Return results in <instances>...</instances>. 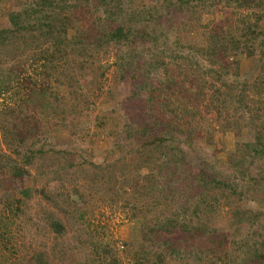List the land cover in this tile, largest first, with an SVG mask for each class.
<instances>
[{"label": "rangeland", "instance_id": "obj_1", "mask_svg": "<svg viewBox=\"0 0 264 264\" xmlns=\"http://www.w3.org/2000/svg\"><path fill=\"white\" fill-rule=\"evenodd\" d=\"M117 1L122 9L138 10L136 17L128 15V19L147 25L141 30L143 25L137 24L141 28H135L138 33L131 37L134 42L122 48H134L128 51L132 57L124 71L116 67L112 46L106 52L93 50L84 55L88 62L102 67L78 82L79 87L92 84L91 89L81 88V95L68 86L70 65L54 70L41 68L39 62L33 67L25 55L11 58L3 70L4 75L27 78L28 88L45 80L58 91L60 99L53 105L56 109L50 110V122L44 121L47 126L33 140L36 145L30 148L35 160L26 168L24 178L16 179L10 168L0 164V237L8 241L6 246L0 239V264H28L24 254L36 247L33 242L48 246L51 254L47 264H86L102 244L114 247L123 264H129L130 257L125 255L133 249H143L151 261L156 250L165 249L161 246L165 235L181 254L200 253L208 246L210 251H218L224 264H260L264 259V198L253 189V180L242 178L243 170H252V176L259 164L260 156L246 149V144L254 140L252 124L258 122L251 124L244 105L235 103L236 98L229 97L228 101L220 96L226 87L214 78L217 66L198 54L212 30L223 33L230 27L227 19L232 8L225 7L223 0ZM37 2L0 0V13ZM93 2L88 0L92 18ZM28 12L36 14L35 10ZM74 16L77 25L89 18L85 14ZM260 29L264 36V21ZM239 56L240 77L250 84L260 65L255 57ZM65 58L70 60L69 56ZM233 83L230 78L226 80V84ZM239 88L230 93L239 95ZM253 95L246 90L242 102H249ZM254 98L261 102L255 106V101L251 108L261 107L258 114L263 123L264 94ZM33 104L27 100L21 108L33 111L38 103ZM168 105L177 110L171 113ZM182 109L184 120L174 118ZM262 133L264 142V130ZM145 141L158 145L150 155L155 160L147 164L142 160L146 154L141 145ZM140 148L143 155L138 157ZM2 152L20 162L10 150L4 148ZM40 153L44 154L41 162L52 165L57 173L46 166L36 170ZM23 188L28 189L24 199ZM54 189L61 195L60 203L68 195H77L76 206L87 208L84 215H77L70 205L61 204L59 210L53 202L45 203L41 190ZM252 189L247 198L245 193ZM211 197L217 204H213L211 215L202 216L198 224L202 229L194 234L182 231L180 226L189 223L195 206L207 209ZM250 197L255 201L248 200ZM156 200L161 204L153 211L151 201ZM133 207H137L135 212ZM241 208L249 209L256 222H240L236 212ZM61 209L67 212L63 214ZM47 212L55 215L53 220L61 216L68 223L62 234L44 231ZM174 221L177 228L170 229L172 234L164 228L149 237L145 234L152 225L166 227L164 224ZM166 260L164 264H176Z\"/></svg>", "mask_w": 264, "mask_h": 264}, {"label": "trees", "instance_id": "obj_2", "mask_svg": "<svg viewBox=\"0 0 264 264\" xmlns=\"http://www.w3.org/2000/svg\"><path fill=\"white\" fill-rule=\"evenodd\" d=\"M93 1V4H91L95 7L93 18L90 14L91 10L88 9V0H38L34 5L21 6L22 9L20 10H11L3 15L0 13V20L6 21L5 24L0 23V97H2L0 102V164L4 168L5 166L10 168L11 174L16 179L22 180L28 172L26 168L35 160L34 151L30 147L36 145L33 140H37L40 131L47 126L44 121L50 122L52 118L50 110L56 109L53 105L60 98L58 91L48 85L45 80L40 82L41 85L39 86H30L28 88V84L25 82L28 80L27 78L23 77L21 79L18 74H15L13 77L4 75L3 70L12 62L11 58L15 59L26 55V60L31 66H39V62H41V68L51 67L54 70L57 69V66L63 69L65 66L68 67L70 65L66 76L70 82L68 86L77 95H81V88L83 87L90 86V89L92 88V84H85L79 87L80 84L78 82L82 81L81 79H84L85 75L90 76L91 73L98 72L102 67L94 62H88L86 60L88 58L84 57L85 54H90L93 50L106 52L105 50L112 46L115 51L116 60H118L116 67L122 71L125 70L126 65L131 60L132 54L128 51L133 52L134 48H129L126 51L122 50V48L128 46L129 42H134L131 37L138 33V30L135 31V28H141L137 24L142 23L128 19V15L135 16L138 14V10L136 8L130 9V11L122 9L121 4L117 0ZM209 1L211 0H197L196 2L207 3ZM222 2L225 4V7L232 8L229 14L230 17L227 19L228 23L230 22V27L223 29V33L212 30L207 36L206 41L202 44L203 46L199 47L198 54L211 65H214V67L217 66V69L213 71L214 78L220 85L226 87L224 92H220V96L223 95L228 101H230L229 97H232V99L236 98L235 103H242L244 105L242 108L249 116L248 120L251 124L255 120L258 122L257 125L252 124L254 140L246 144V149L248 148L254 155H259L261 161L257 159L259 164L253 168V171L257 174L253 172L254 175L251 176L252 170L245 169L242 171V178L253 180L251 183L253 189L257 190L258 194L260 193L264 198V142L261 137L263 134L262 130H264V122L261 123V117L258 114L261 107L251 108L255 101V106L261 102L258 98L253 99L254 95L262 97L264 94V36L260 29L261 23L264 21V1L223 0ZM28 9L35 10L36 14L32 13L34 11L29 13ZM76 13L77 17H81L83 14L89 16V18H85V24H76L77 18L75 19L74 16ZM235 14L237 15L235 16ZM232 16H234L233 19ZM86 22L89 23L86 24ZM2 25L6 26L3 27ZM142 25L143 28L141 30H145L147 27L146 23ZM132 26L133 29L131 28ZM70 31L72 32L69 33ZM22 48L25 50L22 51ZM239 55H243L244 58L255 57L260 65L255 79L250 84H245L243 82L244 79L240 77L241 56ZM67 56L70 57V60L65 58ZM228 78L232 79L234 83L226 84ZM195 79L204 82L199 77ZM237 81L239 85H237ZM239 86V95L235 92L234 95L230 93V91L233 92ZM93 87L98 88L96 85H93ZM246 90L251 91L252 95L254 94L252 98L250 97L251 99H248L249 102L247 103L242 102ZM24 95L27 97H24ZM27 100L34 101V104L38 103L33 111H24L21 108L22 103H25ZM167 109L171 113L177 110L176 107L170 108L169 105ZM183 111L182 109L181 112L176 113L174 118L178 119L180 116L184 120ZM41 114H44L42 119ZM149 144V141H145L141 145L142 150L146 154L145 158L143 157L142 159L143 162L145 161V164L155 160L150 155L158 149V145L155 142L151 143V145ZM4 148L16 154L20 158V162L16 163L11 159V156L3 154ZM23 148L27 150L22 153L21 149ZM141 148L136 153L138 157L143 155ZM39 155L38 161L41 162L44 154L40 153ZM42 166L46 165L41 162L36 167V170L40 171ZM233 167L241 170V168ZM46 168L52 173H57V170L52 165L50 167L47 165ZM253 189L245 193L247 198L249 194H252ZM27 190L26 188L22 189L21 195L23 199L24 196L28 195ZM41 194L45 203L49 204L53 202L52 205L59 208V210L61 204L64 206L70 205L75 209L77 215L82 216L87 209L82 204L76 206V202L78 203L76 199L77 195H68L60 203L61 195L57 193L56 189L53 191L41 190ZM80 196L81 194H78L79 198H81ZM248 200H253V197H250ZM14 201L19 202L16 198ZM159 204L161 203L157 200L151 201V206L154 207L153 211ZM213 204H217V202L211 197L209 203L206 204L207 209L200 207L199 204L195 206L194 210H192L193 217L190 218L188 224L184 223L181 225L180 229L185 232L190 231L193 234L202 229L198 224L201 222L204 214L211 215L209 212L214 210ZM10 205L11 203L9 202L7 207H10ZM133 208L132 210L135 212L137 207ZM141 209L139 207V210ZM61 211L63 214L67 212L63 209ZM15 213L16 210L13 209V214ZM236 213L240 216V222H256L255 219L257 218L250 215L251 211L247 208H241ZM54 218L55 215L52 212H47L44 220L46 223L44 231L48 230L51 233L54 232L60 235L68 223H64L65 221H63L61 216H58L57 220H53ZM176 224L177 222L174 221L164 224L166 227L158 225L154 227L152 225L147 228L148 231L145 234L149 237L156 232L160 233L163 228L169 230V234H172L173 231H176ZM170 229H173V231ZM167 238L166 235L161 238V246L162 248L164 246L165 249L161 252L156 250L153 260L150 261L148 256L144 255L146 252L143 249H133L128 250L127 252L129 253L125 255L130 257L128 263L164 264L165 257H167V260L170 262L175 261L176 264H224L223 257H220L218 251H210L211 248L208 246H204V250H201L200 253L192 252V255H186L181 254V251L178 253L176 245L172 247ZM0 239L2 242H5V244L3 242L4 245L8 246V241L3 240L1 237ZM33 244L37 248L31 247L24 254V259L27 260L28 264H47V257L49 258L51 254L47 251L48 246L43 242H41V245L39 243L37 245V242H33ZM97 249L98 253L94 254L93 258L87 259L85 261L86 264H123L121 259L117 258L115 248L109 244H102ZM260 264H264V259L261 260Z\"/></svg>", "mask_w": 264, "mask_h": 264}]
</instances>
